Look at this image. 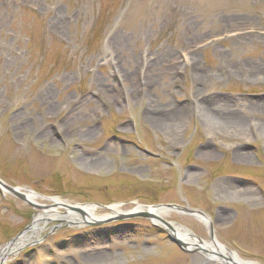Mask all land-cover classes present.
Wrapping results in <instances>:
<instances>
[{
	"label": "rangeland",
	"instance_id": "obj_1",
	"mask_svg": "<svg viewBox=\"0 0 264 264\" xmlns=\"http://www.w3.org/2000/svg\"><path fill=\"white\" fill-rule=\"evenodd\" d=\"M259 102L264 0H0V249L43 214L0 264H264Z\"/></svg>",
	"mask_w": 264,
	"mask_h": 264
},
{
	"label": "bare ground",
	"instance_id": "obj_2",
	"mask_svg": "<svg viewBox=\"0 0 264 264\" xmlns=\"http://www.w3.org/2000/svg\"><path fill=\"white\" fill-rule=\"evenodd\" d=\"M252 107H253L252 108L253 110H258L260 113L264 114V103L259 102L257 104H254ZM209 112H210V110L205 111V113H207V114L211 113V112L210 113ZM229 114L227 115L228 118L230 116ZM230 117H231V121H233L232 123L236 124L237 126L241 124V121L239 120V118L237 116L231 114ZM236 125H234V126H236ZM252 125H256L254 119H251L248 122V127L252 126ZM261 128H262L261 126H256L255 132L264 137V131H262ZM244 133H245V130H244ZM250 136H251L250 134H246V133L244 134V137H246V138L250 137ZM239 155L241 157H244V156H242V154H239ZM26 195L29 196V199L31 201H33V199L35 197L34 195H28V194H26ZM52 200L55 201V203L60 201L57 198H52ZM59 203H61V202H59ZM61 204H64V203H61ZM70 206H72V205H70ZM77 206L83 210L85 215L90 216V218H99L100 217L99 215H95V207L94 206L84 205V204L77 205ZM110 208L112 209L111 210L112 214L120 212L117 205H110ZM132 210L134 212H136V211L148 212L152 215V217H151L152 219H155L158 221L161 214L165 213L166 208L163 206L143 207V206L137 205ZM54 213H55V215L61 216L59 213H56V212H54ZM69 214H71V213H69ZM198 218L201 219L205 225L210 224V219L207 215L201 213L198 215ZM41 219H43L42 213H39L36 216H34L33 223L29 226V228L26 230V232L22 233L13 242L6 245L4 248L0 249V263L2 262V260L6 256L12 254L19 246H21L25 242H28L30 240L31 234H34L36 231H39L40 229H42V227H39V225H38V221H40ZM72 220H75V218L73 217ZM170 230H171L170 232L173 233V236L182 240V242H184L186 247H188V248H191L192 246H198V249L200 248V250H202V251H203V249H206V248H212L213 250L216 251L215 254L212 252L211 254L207 255V257H211V258L219 257L220 258L221 256H224L225 258H227L229 261H231L234 264H256L254 262L242 260L235 252L228 250L225 246H223L221 243H219L215 238H212L209 243L205 242V241H200V240L196 239V237L194 235H192L190 233V231H188L187 229L183 228L182 226L176 225L174 223H171ZM220 253L222 255H220ZM205 259H206L205 255L201 256L199 259V262H204ZM43 262H44L43 257L38 258V263H43Z\"/></svg>",
	"mask_w": 264,
	"mask_h": 264
},
{
	"label": "water",
	"instance_id": "obj_3",
	"mask_svg": "<svg viewBox=\"0 0 264 264\" xmlns=\"http://www.w3.org/2000/svg\"><path fill=\"white\" fill-rule=\"evenodd\" d=\"M0 191H5V192H7V193H9V194H11V195H13V196H15V197H18L19 199H21L23 202H25V203H27L28 205H30V206H33V207H39L38 205H36L35 203H33L30 199H29V196H27L26 194H28V195H38V194H36L34 191H32V190H26V193H23V192H21L20 191V188L19 187H10V186H8V185H6L1 179H0ZM84 205H90V206H94V207H102V208H110V207H105V206H103V205H100V204H84ZM64 206H66V207H68V208H70V209H73V210H75V211H77V212H79L81 215H85L84 214V212H83V210L80 208V207H78V206H68V205H64ZM160 206H163V207H177V206H175V205H160ZM153 207V206H152ZM155 207V206H154ZM156 207H159V206H156ZM141 215L142 216H146V217H149V218H151L152 217V215L150 214V213H148V212H144V213H141ZM168 228H171V226L168 224V223H166V222H163ZM206 226H208L209 227V229L211 228V226H210V224H208V225H206ZM211 233H212V231H211V229H210V235H211ZM212 237V236H211ZM16 238H18V235H17V237ZM170 240H172L174 243H176L179 247H185L186 245H185V243L184 242H182V240H180L179 238H176L175 236H173V234H171L170 235ZM11 241H13V240H11ZM11 243V242H10ZM10 243H8V244H10ZM7 244V245H8Z\"/></svg>",
	"mask_w": 264,
	"mask_h": 264
}]
</instances>
